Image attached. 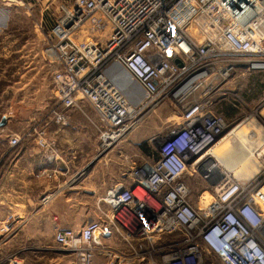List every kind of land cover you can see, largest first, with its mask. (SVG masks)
Here are the masks:
<instances>
[{
  "label": "built area",
  "instance_id": "obj_1",
  "mask_svg": "<svg viewBox=\"0 0 264 264\" xmlns=\"http://www.w3.org/2000/svg\"><path fill=\"white\" fill-rule=\"evenodd\" d=\"M33 1L50 6V0ZM50 45L69 77L60 106L94 111L100 157L137 125V109L110 74L112 66L139 85L142 104L169 102L181 120L154 139L157 158L133 161L127 184L98 196L96 218L54 234L75 264H121L117 251L104 245L119 235L173 236L155 250L161 264H264V166L258 183L223 166L215 148L234 128L214 111L218 92L242 63L264 71V0H66L59 3ZM51 112L43 126L13 135L10 146L27 139L56 161L48 129L63 116ZM194 176L202 187L196 201ZM16 229L10 216L0 232ZM7 262L23 264L17 255Z\"/></svg>",
  "mask_w": 264,
  "mask_h": 264
},
{
  "label": "rangeland",
  "instance_id": "obj_2",
  "mask_svg": "<svg viewBox=\"0 0 264 264\" xmlns=\"http://www.w3.org/2000/svg\"><path fill=\"white\" fill-rule=\"evenodd\" d=\"M57 1L55 7L47 11L45 6L33 0H0V122L6 119V131H33L52 117V109L58 111L60 108V98L67 89L69 77L50 50L51 26L58 15L59 3L66 0ZM122 70L112 66L110 74ZM258 78H264V73L255 72L248 79L241 78L231 90L229 99L233 105L231 119L234 123L230 128L238 127L223 142L228 145L226 148H215L216 157L237 178L244 182L256 179V183L262 179L260 172L264 166V135L257 129L255 121L250 120L254 116L258 119L264 116V92L262 87H258ZM124 80L126 83L119 82V87L138 113L137 125L128 140L130 145L126 142L125 146L135 152L134 160L140 163L143 158L152 157L148 150L158 151L154 139L166 134L181 120L173 109L166 107L169 102L142 104L143 93L139 85L128 78ZM189 183L195 188L191 200L196 201L201 183L195 176L189 178ZM262 184L264 181L259 185ZM98 196L90 194L76 201L78 206L90 210L89 220L96 218L93 209ZM41 236L43 241L53 240V233H41ZM173 239L171 235L144 240L119 235L104 245L117 251L121 264H161L155 250L173 242ZM33 246L31 237L28 247ZM14 253L17 252L4 254L0 264H8L7 260ZM19 254L24 259L23 264H36L32 254ZM62 259L61 264H68V258Z\"/></svg>",
  "mask_w": 264,
  "mask_h": 264
},
{
  "label": "crops",
  "instance_id": "obj_3",
  "mask_svg": "<svg viewBox=\"0 0 264 264\" xmlns=\"http://www.w3.org/2000/svg\"><path fill=\"white\" fill-rule=\"evenodd\" d=\"M57 2L50 0L46 10L54 8ZM255 72L264 73L249 70L242 63L229 87L225 86L218 92L214 111L222 114L231 125L234 122L231 119L233 105L229 89H235L241 78L248 79ZM258 79V87H262L264 92V78ZM166 107L172 109L169 105ZM59 110L63 121L52 122L48 129L49 137L56 142V161H48L43 151L27 139L12 148L10 138L25 131H6L7 122L0 125V229L10 216L14 217L17 226L13 234L2 235L0 232V258L15 251L17 253L14 254L22 261L24 259L19 253L32 254L36 264H61L63 257L68 258V264H75V255L58 246L54 234L78 230L87 223L91 212L78 206V199L90 194L101 196L115 184H127L125 173L136 157L135 152L125 146L126 142L129 144L130 135L113 152L100 157L94 111L88 106L83 111L62 106ZM263 117L258 119L254 116L250 120L255 121L257 129L264 135ZM44 171L52 172V177H40ZM46 197H50L47 203L42 201ZM41 233H53V240L43 241ZM31 237L33 248L28 247Z\"/></svg>",
  "mask_w": 264,
  "mask_h": 264
},
{
  "label": "bare ground",
  "instance_id": "obj_4",
  "mask_svg": "<svg viewBox=\"0 0 264 264\" xmlns=\"http://www.w3.org/2000/svg\"><path fill=\"white\" fill-rule=\"evenodd\" d=\"M122 72V73H121ZM121 72H118L116 75H117V79L119 80L118 82H120L121 83V81L122 82H125V80L124 79H129L130 81H131V79L129 78V75L124 71V70H122ZM126 83V82H125ZM236 129H234L233 131H231L217 146H220V147H224V148H226L228 145H226V144H224L223 142H225V140H227L228 138H229V136H231L232 134H234V131H235ZM233 142V141H232ZM218 151V150H217ZM224 151V150H223ZM216 152V151H215ZM219 153V152H218ZM217 153V154H218ZM222 157V156H221ZM221 159V158H220ZM223 161V160H222ZM227 170H229L228 168H227V166L226 165H223Z\"/></svg>",
  "mask_w": 264,
  "mask_h": 264
},
{
  "label": "trees",
  "instance_id": "obj_5",
  "mask_svg": "<svg viewBox=\"0 0 264 264\" xmlns=\"http://www.w3.org/2000/svg\"><path fill=\"white\" fill-rule=\"evenodd\" d=\"M148 153H150L151 155H152V157H155V158H157V152L155 151V152H151V151H147Z\"/></svg>",
  "mask_w": 264,
  "mask_h": 264
},
{
  "label": "water",
  "instance_id": "obj_6",
  "mask_svg": "<svg viewBox=\"0 0 264 264\" xmlns=\"http://www.w3.org/2000/svg\"><path fill=\"white\" fill-rule=\"evenodd\" d=\"M5 123H6V119L4 118L0 125L3 126V125H5Z\"/></svg>",
  "mask_w": 264,
  "mask_h": 264
}]
</instances>
